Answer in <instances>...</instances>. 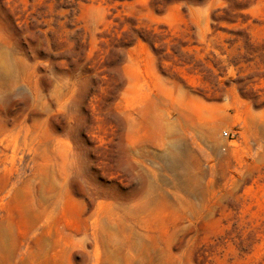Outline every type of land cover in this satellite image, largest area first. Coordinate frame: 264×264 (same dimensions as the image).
Returning a JSON list of instances; mask_svg holds the SVG:
<instances>
[{
	"label": "rangeland",
	"instance_id": "rangeland-1",
	"mask_svg": "<svg viewBox=\"0 0 264 264\" xmlns=\"http://www.w3.org/2000/svg\"><path fill=\"white\" fill-rule=\"evenodd\" d=\"M0 264H264V0H0Z\"/></svg>",
	"mask_w": 264,
	"mask_h": 264
}]
</instances>
